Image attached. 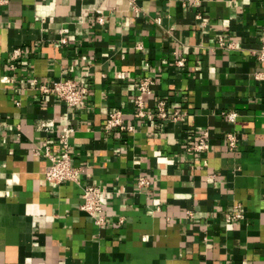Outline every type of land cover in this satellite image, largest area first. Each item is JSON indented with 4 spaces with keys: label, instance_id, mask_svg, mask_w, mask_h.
<instances>
[{
    "label": "crops",
    "instance_id": "1",
    "mask_svg": "<svg viewBox=\"0 0 264 264\" xmlns=\"http://www.w3.org/2000/svg\"><path fill=\"white\" fill-rule=\"evenodd\" d=\"M263 29L264 0L1 3L0 264H264ZM65 78L82 106L39 89ZM159 98L184 116L156 117ZM113 110L132 131L104 129ZM68 125L79 183L52 185L42 143L58 155ZM88 184L101 226L79 208Z\"/></svg>",
    "mask_w": 264,
    "mask_h": 264
},
{
    "label": "built area",
    "instance_id": "2",
    "mask_svg": "<svg viewBox=\"0 0 264 264\" xmlns=\"http://www.w3.org/2000/svg\"><path fill=\"white\" fill-rule=\"evenodd\" d=\"M6 0H0V4ZM264 30V29H263ZM61 42L65 41L64 37L60 38ZM20 55V49H15L12 53V59L17 58ZM256 57L259 61L264 63V39L261 41ZM178 65H183L184 59L179 58L177 61ZM11 68H14V63L10 64ZM33 82H37L33 79ZM152 81L148 78L140 79L137 84V89L139 91L138 95L135 96L134 101L136 105L135 115L137 117H143L146 114L144 104L142 101V94H150L152 89L150 88ZM39 89L44 92H51L57 95L61 100H63L69 107H79L85 103V96L88 93V88L85 86L78 85L77 82L72 78H65L53 81L50 85L41 84ZM154 115L162 120L178 121L183 116L184 113L178 110L169 109L167 102L163 98H159L154 103L153 107ZM235 112L227 113V119L229 121H234L236 117ZM47 127V125H43ZM105 130L117 129L118 131H132L133 126L122 121V112L120 110H113L108 113L107 119L104 123ZM73 133V127L68 125L62 129L59 133L58 141L60 143V152L58 155H52L50 152V146L46 142L42 143L44 149V155L48 157L50 164L45 171V179L52 185H57L63 181H70L74 183H79V178L81 174V169L76 167L71 162V155L69 153V139ZM207 131H202V137L194 145V148L198 151H204L208 149ZM228 146L230 148H235L236 141L233 135H226ZM38 152V151H37ZM147 181L144 178L139 179V184L143 185ZM104 190L101 186L96 184H88L83 186L82 189V202L79 208L85 211L92 219L94 224L102 225L104 223V217L102 212V194ZM239 205H236L238 208ZM240 212L232 213L227 215L226 220L230 221L233 219L242 218Z\"/></svg>",
    "mask_w": 264,
    "mask_h": 264
}]
</instances>
